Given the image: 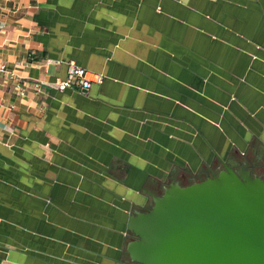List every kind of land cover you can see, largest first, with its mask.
Listing matches in <instances>:
<instances>
[{
  "label": "crops",
  "instance_id": "0c3cea01",
  "mask_svg": "<svg viewBox=\"0 0 264 264\" xmlns=\"http://www.w3.org/2000/svg\"><path fill=\"white\" fill-rule=\"evenodd\" d=\"M2 64L0 264H135L148 178L264 145V0H0Z\"/></svg>",
  "mask_w": 264,
  "mask_h": 264
},
{
  "label": "water",
  "instance_id": "95a60500",
  "mask_svg": "<svg viewBox=\"0 0 264 264\" xmlns=\"http://www.w3.org/2000/svg\"><path fill=\"white\" fill-rule=\"evenodd\" d=\"M233 166L189 185L172 183L153 195L149 210L129 214L126 230L134 238L125 248L131 260L264 264V180Z\"/></svg>",
  "mask_w": 264,
  "mask_h": 264
},
{
  "label": "flooded vegetation",
  "instance_id": "af4514ba",
  "mask_svg": "<svg viewBox=\"0 0 264 264\" xmlns=\"http://www.w3.org/2000/svg\"><path fill=\"white\" fill-rule=\"evenodd\" d=\"M212 161L209 164H203L195 171H191L187 167L172 169L165 179L148 178L139 190L141 196L135 202L136 204L131 209L130 214L136 211L145 212L149 210L152 206L151 204H153V195H162L165 188L170 184L177 182L181 186H185L208 177H213L219 171L225 169L226 165L230 166L233 164L234 171L245 169L250 171L253 176L260 177L264 180V145L257 142L254 138L249 141L246 149L240 151L237 147L233 146L226 159L216 155ZM114 167L119 171L122 170L118 162L115 163ZM127 233L129 240L134 238L133 233L130 231ZM135 264L140 263L135 262Z\"/></svg>",
  "mask_w": 264,
  "mask_h": 264
},
{
  "label": "built area",
  "instance_id": "2783aa9c",
  "mask_svg": "<svg viewBox=\"0 0 264 264\" xmlns=\"http://www.w3.org/2000/svg\"><path fill=\"white\" fill-rule=\"evenodd\" d=\"M1 71H5L4 64L0 66ZM101 82L102 75H94L87 71L81 65H78L74 61L68 62L67 75L63 79H56L54 81H42L34 80L30 85L28 83L16 84L15 89L20 96L24 97L28 94H37L42 91L43 85H47L54 89H65L76 85L79 89H87L92 82Z\"/></svg>",
  "mask_w": 264,
  "mask_h": 264
}]
</instances>
